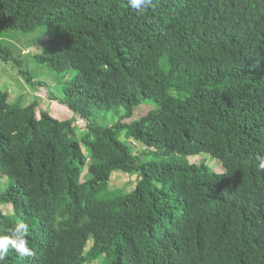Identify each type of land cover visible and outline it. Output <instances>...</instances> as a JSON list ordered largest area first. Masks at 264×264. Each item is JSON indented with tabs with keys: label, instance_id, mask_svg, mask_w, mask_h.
I'll list each match as a JSON object with an SVG mask.
<instances>
[{
	"label": "trees",
	"instance_id": "trees-1",
	"mask_svg": "<svg viewBox=\"0 0 264 264\" xmlns=\"http://www.w3.org/2000/svg\"><path fill=\"white\" fill-rule=\"evenodd\" d=\"M153 5L0 0V30L46 28L35 59L72 74L62 103L74 114L38 117L39 100L12 104L0 88V206L13 207L0 208V235L23 221L33 252L10 248L5 264H264V0ZM0 57L22 67L7 46ZM104 107L126 111L93 123ZM202 153L226 171L168 162ZM116 171L136 187L96 198Z\"/></svg>",
	"mask_w": 264,
	"mask_h": 264
},
{
	"label": "rangeland",
	"instance_id": "rangeland-1",
	"mask_svg": "<svg viewBox=\"0 0 264 264\" xmlns=\"http://www.w3.org/2000/svg\"><path fill=\"white\" fill-rule=\"evenodd\" d=\"M46 32V28L42 27L35 32H23L12 29L0 30V46H7L14 51L15 55H18L21 60L22 67L14 65L12 61L4 62L0 57V88L10 93V102L25 107L35 100L40 101L37 115L40 117L41 111L47 110L54 118L59 120L72 119L74 114L72 110L62 101L65 99L64 86L66 82L72 81L71 73H58L52 70L48 65L41 64L35 59L36 52H42L43 46L49 39L43 33ZM24 69L32 75L34 83H29L26 76H24L21 70ZM53 98H52V97ZM156 108V104L153 101L144 103L138 106L135 110L134 116L141 118L147 115L151 110ZM105 111H102L100 117L92 118V122L101 126H109L118 123L121 120L122 115L126 109L124 107H104ZM75 124L79 128H84V124L79 121L84 120L79 116H75ZM136 118V119H137ZM128 120V119H127ZM84 133H80L78 138ZM139 148V149H138ZM139 154L144 151L142 147H137ZM85 154L89 156L87 149H84ZM155 156H153L154 158ZM168 162L173 163H196L205 164L212 171L225 172L226 169L223 163L213 158L210 154L202 153L196 156H177L172 154L168 157ZM88 172V167L84 168L82 179ZM136 176L130 173H124L122 171H116L112 173L109 187L98 194L96 198L103 200L113 199L120 193H126L135 188ZM91 176L89 175L87 179ZM1 184V183H0ZM1 188V185H0ZM116 191V192H115ZM5 213H13V207L7 205L6 207L0 206ZM91 246V243L89 244ZM89 246V247H90ZM89 264H100V261L91 262Z\"/></svg>",
	"mask_w": 264,
	"mask_h": 264
},
{
	"label": "clouds",
	"instance_id": "clouds-1",
	"mask_svg": "<svg viewBox=\"0 0 264 264\" xmlns=\"http://www.w3.org/2000/svg\"><path fill=\"white\" fill-rule=\"evenodd\" d=\"M127 4L130 8L136 10L137 14H142L146 9L154 6L153 0H127ZM79 122L84 124V126H86L84 120H81ZM87 157L89 162L90 156ZM256 160L258 163V168L261 171H264V156L257 155ZM84 180H85V176H84ZM84 180L82 179V181ZM136 180H137V176H136ZM8 231H9L8 235H0V264H5V257L9 254L10 248L14 250L17 254H19L21 257L33 255L28 240L29 227L26 223H24L23 221H18L15 224V226L9 229Z\"/></svg>",
	"mask_w": 264,
	"mask_h": 264
}]
</instances>
